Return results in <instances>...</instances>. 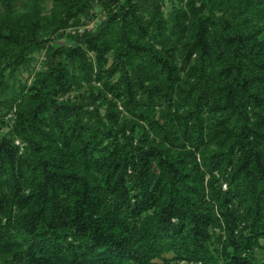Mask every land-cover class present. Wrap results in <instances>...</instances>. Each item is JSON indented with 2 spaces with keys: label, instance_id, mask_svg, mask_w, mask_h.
I'll return each mask as SVG.
<instances>
[{
  "label": "trees",
  "instance_id": "trees-1",
  "mask_svg": "<svg viewBox=\"0 0 264 264\" xmlns=\"http://www.w3.org/2000/svg\"><path fill=\"white\" fill-rule=\"evenodd\" d=\"M163 5L0 0V264H264V0Z\"/></svg>",
  "mask_w": 264,
  "mask_h": 264
},
{
  "label": "rangeland",
  "instance_id": "rangeland-1",
  "mask_svg": "<svg viewBox=\"0 0 264 264\" xmlns=\"http://www.w3.org/2000/svg\"><path fill=\"white\" fill-rule=\"evenodd\" d=\"M173 2H174V0H164L163 10L165 11L167 16L172 11ZM45 8H46L45 13L49 14L51 12V9H52V4L51 3L46 4ZM93 15L94 16H91L87 19H83L81 25L68 28L67 33L75 35L77 32H82V31L89 30V29L90 30L95 29L97 27V25L102 21V19L105 18V13H104L102 7L96 5V7L93 11ZM57 43L59 45L74 44L73 40H71L67 36L63 39H59L57 41ZM45 60H46L45 52L36 53L35 54V60L33 61V65H32L31 70H24L20 75V79H23V81L29 80V83H31L32 80L34 79L35 73L44 68ZM71 95H72V97H75V96L78 97L80 95V92L76 91V92H73ZM6 119H8V117ZM3 131L8 132L9 127L5 126L3 128ZM167 257L171 258V256H167ZM180 264H187V263L183 262Z\"/></svg>",
  "mask_w": 264,
  "mask_h": 264
},
{
  "label": "built area",
  "instance_id": "built-area-1",
  "mask_svg": "<svg viewBox=\"0 0 264 264\" xmlns=\"http://www.w3.org/2000/svg\"><path fill=\"white\" fill-rule=\"evenodd\" d=\"M90 30V29H89ZM83 32V31H82Z\"/></svg>",
  "mask_w": 264,
  "mask_h": 264
}]
</instances>
